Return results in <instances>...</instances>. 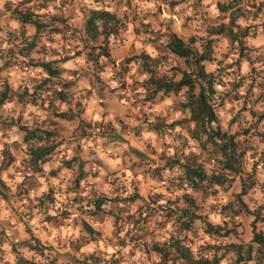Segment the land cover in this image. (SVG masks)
Masks as SVG:
<instances>
[{
	"label": "clouds",
	"instance_id": "1",
	"mask_svg": "<svg viewBox=\"0 0 264 264\" xmlns=\"http://www.w3.org/2000/svg\"><path fill=\"white\" fill-rule=\"evenodd\" d=\"M0 99V264H264V0H0Z\"/></svg>",
	"mask_w": 264,
	"mask_h": 264
},
{
	"label": "trees",
	"instance_id": "2",
	"mask_svg": "<svg viewBox=\"0 0 264 264\" xmlns=\"http://www.w3.org/2000/svg\"><path fill=\"white\" fill-rule=\"evenodd\" d=\"M93 15H99V14L94 13ZM105 16H107V14H105ZM23 18H24L25 20H28V17H27V16H25V17H23ZM109 19H110V17H109ZM37 27L39 28L40 26L37 25ZM213 32L215 33V30H213ZM221 32H223V29H221ZM193 41H194V40H193ZM210 43H211V42H210ZM31 47H34V45H32ZM101 51L104 52V50H101ZM209 51H210V49H209ZM77 54H78V53H77ZM104 54H107V53L104 52ZM177 54H179V56H180V57H183V58H185L186 56H188L187 53H184V52H183V49L178 50ZM205 58L210 59V57H208L207 55H206ZM190 63H191V62H190ZM194 76H196L197 78H196V79H189L188 76H187V74L185 73V79H184V83L190 85L191 88H192V91H193V92H195V91L197 90V88L203 89V84L200 83V80H201V79H203V80H209V79H210L209 77H207V76L204 75L203 68H201V70L199 71V73H195V72H194ZM2 102H3V100L0 99V103H2ZM201 104H202V102H201ZM200 111L204 112L205 109H204L203 107H201V108H200ZM206 115H207V116H211V110H210V109L207 110ZM236 147H237L236 144L225 145V146L223 147L222 151H223L224 154L227 156V155L229 154V149H230V148H231V149H235ZM43 151H50V149H45V150H43ZM232 159H233V160L235 159V155L232 156ZM229 168H230L231 171L236 172V168H235L234 165H229ZM182 226H183L184 228H187V224H184V225H182ZM86 227H87V226H86ZM253 227H255V225H253ZM89 230H90V229H89ZM208 231H209V232L212 231L211 226H209ZM258 239H259V238H258ZM261 243L264 244V240H262ZM184 255H186V253H184ZM201 264H206V262H203V261H202Z\"/></svg>",
	"mask_w": 264,
	"mask_h": 264
},
{
	"label": "rangeland",
	"instance_id": "3",
	"mask_svg": "<svg viewBox=\"0 0 264 264\" xmlns=\"http://www.w3.org/2000/svg\"><path fill=\"white\" fill-rule=\"evenodd\" d=\"M54 30H56V29H54ZM193 43H194V41H193ZM78 55H79V53H78ZM181 59H184L183 57H180ZM191 60L189 59V61H188V63H189V67H191L192 65H191ZM69 167H71V165H69ZM53 175H55V173H53ZM234 183V182H233ZM237 199H238V197H237ZM225 211H227V209L225 210ZM255 225V224H254ZM86 227V226H85ZM183 227V226H182ZM187 227H189V225H187ZM90 231V230H89ZM217 264H218V262H217Z\"/></svg>",
	"mask_w": 264,
	"mask_h": 264
}]
</instances>
